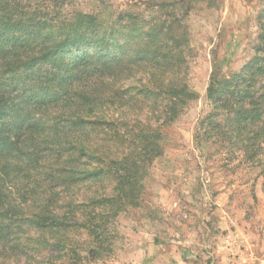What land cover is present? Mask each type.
<instances>
[{"label": "trees", "instance_id": "trees-1", "mask_svg": "<svg viewBox=\"0 0 264 264\" xmlns=\"http://www.w3.org/2000/svg\"><path fill=\"white\" fill-rule=\"evenodd\" d=\"M197 2L120 13L128 33L117 36L98 15L0 0V264H82L112 251L114 219L139 206L165 128L197 96L187 22ZM256 21L251 59L211 75L194 137L257 167L264 187V8Z\"/></svg>", "mask_w": 264, "mask_h": 264}, {"label": "rangeland", "instance_id": "rangeland-1", "mask_svg": "<svg viewBox=\"0 0 264 264\" xmlns=\"http://www.w3.org/2000/svg\"><path fill=\"white\" fill-rule=\"evenodd\" d=\"M18 1L98 15L104 26L112 25L115 35L121 36L128 33L129 18L117 22L120 13L147 18L155 10L147 3L162 0ZM263 8L259 0L195 3L187 17L194 54L188 82L197 96L165 128V150L148 170L139 206L127 207L114 219L112 251L85 258L82 264H264V187L259 169L230 161L221 149L197 144L194 137L198 121L210 109L206 87L211 75L237 72L251 59L259 31L256 16ZM91 190L95 185L89 191L64 194L75 198Z\"/></svg>", "mask_w": 264, "mask_h": 264}]
</instances>
